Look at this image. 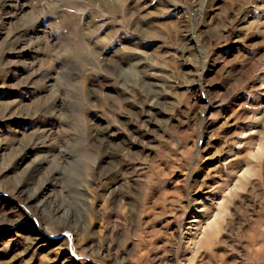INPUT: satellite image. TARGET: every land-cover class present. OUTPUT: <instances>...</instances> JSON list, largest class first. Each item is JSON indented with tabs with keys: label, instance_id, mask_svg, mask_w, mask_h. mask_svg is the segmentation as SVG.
Segmentation results:
<instances>
[{
	"label": "rangeland",
	"instance_id": "374dc122",
	"mask_svg": "<svg viewBox=\"0 0 264 264\" xmlns=\"http://www.w3.org/2000/svg\"><path fill=\"white\" fill-rule=\"evenodd\" d=\"M0 264H264V0H0Z\"/></svg>",
	"mask_w": 264,
	"mask_h": 264
},
{
	"label": "bare ground",
	"instance_id": "6f19581e",
	"mask_svg": "<svg viewBox=\"0 0 264 264\" xmlns=\"http://www.w3.org/2000/svg\"><path fill=\"white\" fill-rule=\"evenodd\" d=\"M112 5L111 6H113V7H115L116 6V3L113 1V3H111ZM94 124V123H93ZM95 132V131H94ZM99 134V133H98ZM97 139V138H96ZM117 146V145H116ZM116 146H112L111 147V149H118V148H115ZM105 149H107V148H109L108 146H105L104 147ZM110 149V148H109ZM108 150V149H107ZM118 150H121V149H118ZM117 150V151H118ZM116 151V150H115ZM112 153V152H111ZM112 155V154H111ZM110 160V159H109ZM108 161V160H107ZM109 162H112V167H113V164H114V161L113 160H110ZM101 166H103V165H101ZM104 169V168H103ZM109 171V170H108ZM24 193V192H23ZM56 219V218H55ZM58 221V220H57ZM68 222H72V224H74L73 226H74V228H75V231L77 232V234L79 235L80 233H82V231H81V228H80V224L77 222V220L76 219H74V218H71V216H69L68 217ZM58 224H59V222H58ZM61 224V223H60ZM70 224V223H69ZM71 225V224H70ZM74 230V229H73ZM96 254V253H95Z\"/></svg>",
	"mask_w": 264,
	"mask_h": 264
}]
</instances>
